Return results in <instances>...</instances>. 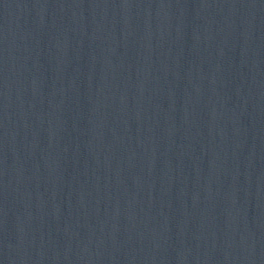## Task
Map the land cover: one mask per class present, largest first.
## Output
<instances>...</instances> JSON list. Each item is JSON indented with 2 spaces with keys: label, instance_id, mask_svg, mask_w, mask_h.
Instances as JSON below:
<instances>
[{
  "label": "water",
  "instance_id": "water-1",
  "mask_svg": "<svg viewBox=\"0 0 264 264\" xmlns=\"http://www.w3.org/2000/svg\"><path fill=\"white\" fill-rule=\"evenodd\" d=\"M0 264H264V0H0Z\"/></svg>",
  "mask_w": 264,
  "mask_h": 264
}]
</instances>
